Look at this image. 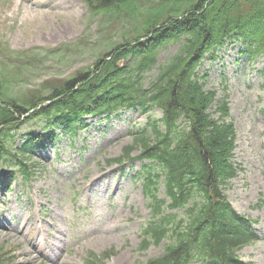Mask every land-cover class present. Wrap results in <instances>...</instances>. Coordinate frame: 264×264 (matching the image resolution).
I'll use <instances>...</instances> for the list:
<instances>
[{"label": "trees", "instance_id": "1", "mask_svg": "<svg viewBox=\"0 0 264 264\" xmlns=\"http://www.w3.org/2000/svg\"><path fill=\"white\" fill-rule=\"evenodd\" d=\"M83 1L99 18L100 31L125 27L123 40L91 67L16 94L11 86L22 84L35 70L31 63L46 53L0 47V163L7 169L0 185L13 179L15 168L28 179L29 154L43 138L59 136L57 129L74 135L86 117L159 108L161 115H148L123 155L112 159L145 162L140 178L150 219L141 226L139 248L163 242L164 250L141 264H253L241 260L238 251L260 239L256 220L235 210L224 192L240 168L228 101L206 88L198 68L234 40L250 60L264 56V0ZM171 43L179 44L176 53L157 65ZM153 68L155 76L145 85L144 75ZM37 120L44 125L41 133L26 135L14 150L13 129ZM5 248L0 245V264H13ZM108 256L89 255L85 264Z\"/></svg>", "mask_w": 264, "mask_h": 264}, {"label": "rangeland", "instance_id": "2", "mask_svg": "<svg viewBox=\"0 0 264 264\" xmlns=\"http://www.w3.org/2000/svg\"><path fill=\"white\" fill-rule=\"evenodd\" d=\"M98 23L83 0H0V47L5 52L46 53L10 92L91 67L125 32L123 26L100 31ZM178 46L165 47L157 65ZM243 49L240 41L229 42L198 70L206 88L227 98L236 130L234 159L240 168L224 192L238 212L256 220L253 227L260 237L239 251L240 258L264 264V56L250 60ZM2 62L0 55V68ZM155 73L156 68L145 73V85ZM148 115L158 118L161 111L133 109L87 117L76 134L57 129L59 136L37 144L27 158L31 176H15L0 185V245L13 264H85L89 255L103 253L109 256L99 264H141L163 252V243L139 248L140 229L150 215L140 178L145 162H112L132 142L131 134L146 125ZM42 126L41 120L19 124L12 131V148L26 135L41 133ZM5 168L0 163V173ZM159 196L164 197L162 186Z\"/></svg>", "mask_w": 264, "mask_h": 264}, {"label": "bare ground", "instance_id": "3", "mask_svg": "<svg viewBox=\"0 0 264 264\" xmlns=\"http://www.w3.org/2000/svg\"><path fill=\"white\" fill-rule=\"evenodd\" d=\"M6 229V232H8L7 230H9L8 228H5Z\"/></svg>", "mask_w": 264, "mask_h": 264}]
</instances>
